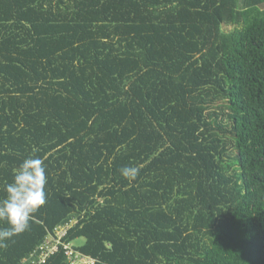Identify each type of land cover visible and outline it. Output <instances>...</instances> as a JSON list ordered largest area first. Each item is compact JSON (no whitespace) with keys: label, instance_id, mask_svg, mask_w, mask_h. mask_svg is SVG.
Masks as SVG:
<instances>
[{"label":"trees","instance_id":"trees-1","mask_svg":"<svg viewBox=\"0 0 264 264\" xmlns=\"http://www.w3.org/2000/svg\"><path fill=\"white\" fill-rule=\"evenodd\" d=\"M29 157L0 264H264V0H0V198Z\"/></svg>","mask_w":264,"mask_h":264},{"label":"clouds","instance_id":"clouds-1","mask_svg":"<svg viewBox=\"0 0 264 264\" xmlns=\"http://www.w3.org/2000/svg\"><path fill=\"white\" fill-rule=\"evenodd\" d=\"M138 169L124 167L121 174L134 179ZM46 165L40 157L24 159L16 168L12 180L4 185V195L0 198V248L7 247L11 240L29 228L33 213L46 203Z\"/></svg>","mask_w":264,"mask_h":264},{"label":"built area","instance_id":"built-area-1","mask_svg":"<svg viewBox=\"0 0 264 264\" xmlns=\"http://www.w3.org/2000/svg\"><path fill=\"white\" fill-rule=\"evenodd\" d=\"M58 231L60 232L59 236H57V233H56L55 236H51L50 237V238H52V241L54 243L53 242H51V243L46 242L44 248H41V250H43V252H45L42 255V260H43V258H45L47 256L48 253H51V252L56 250V246L60 243L61 239L66 234L67 227H63V228L59 229ZM56 239H57V243H56ZM64 249L66 250L67 256L71 257L72 256V251L69 249V247L68 246H64ZM72 264H93V261L91 259H89V258H79V259H75L72 262Z\"/></svg>","mask_w":264,"mask_h":264},{"label":"rangeland","instance_id":"rangeland-1","mask_svg":"<svg viewBox=\"0 0 264 264\" xmlns=\"http://www.w3.org/2000/svg\"><path fill=\"white\" fill-rule=\"evenodd\" d=\"M56 233H57V236L60 235V232H59V231H57ZM83 241H84L83 239H78V240H76V241L73 242V245H74V246L81 245V244H83ZM47 242H48V243L53 242V241H52V238L49 237ZM53 243H54V242H53ZM56 243H57V239H56ZM54 246H55V245H54ZM54 246H53V247H54ZM54 248H55V247H54Z\"/></svg>","mask_w":264,"mask_h":264}]
</instances>
